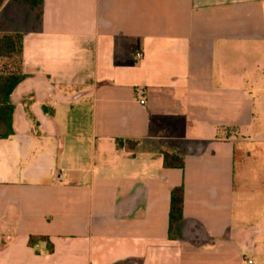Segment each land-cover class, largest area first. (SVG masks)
Returning a JSON list of instances; mask_svg holds the SVG:
<instances>
[{"label": "crops", "instance_id": "1", "mask_svg": "<svg viewBox=\"0 0 264 264\" xmlns=\"http://www.w3.org/2000/svg\"><path fill=\"white\" fill-rule=\"evenodd\" d=\"M11 1L0 264H264V0Z\"/></svg>", "mask_w": 264, "mask_h": 264}, {"label": "trees", "instance_id": "2", "mask_svg": "<svg viewBox=\"0 0 264 264\" xmlns=\"http://www.w3.org/2000/svg\"><path fill=\"white\" fill-rule=\"evenodd\" d=\"M19 4L27 5L31 10L40 9L43 0H13ZM6 0H0V7ZM22 40L19 32L0 33V139L13 134L12 116L14 104L11 94L15 88L26 78L22 71ZM164 167L183 168V158L174 153L163 154ZM183 187L178 186L171 190L169 223L170 226L182 218ZM36 240H45L42 237H30L28 243Z\"/></svg>", "mask_w": 264, "mask_h": 264}, {"label": "rangeland", "instance_id": "3", "mask_svg": "<svg viewBox=\"0 0 264 264\" xmlns=\"http://www.w3.org/2000/svg\"><path fill=\"white\" fill-rule=\"evenodd\" d=\"M13 14L17 23L16 28H23L24 26H27L33 19V12L32 10L24 4H19L14 1H11L7 8L4 10V12L1 14V20L2 21H7V18ZM264 151H251L249 150V157L248 159L250 160L248 163L253 164V165H258L261 162L260 159V153ZM257 207L259 208V212L262 214V206L261 204H258Z\"/></svg>", "mask_w": 264, "mask_h": 264}, {"label": "built area", "instance_id": "4", "mask_svg": "<svg viewBox=\"0 0 264 264\" xmlns=\"http://www.w3.org/2000/svg\"><path fill=\"white\" fill-rule=\"evenodd\" d=\"M142 52H140V51H137L136 53H135V59L136 60H140V59H142ZM140 103H143V100H140ZM249 263H251V260H249L248 261Z\"/></svg>", "mask_w": 264, "mask_h": 264}]
</instances>
